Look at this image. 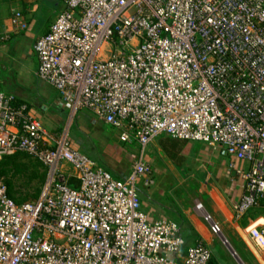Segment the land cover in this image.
I'll use <instances>...</instances> for the list:
<instances>
[{"label":"built area","instance_id":"2783aa9c","mask_svg":"<svg viewBox=\"0 0 264 264\" xmlns=\"http://www.w3.org/2000/svg\"><path fill=\"white\" fill-rule=\"evenodd\" d=\"M34 52L69 118L89 112L139 155L116 179L0 92V160L25 153L47 169L34 202L0 180V264H210L206 243L183 255L177 225L141 211L145 150L161 135L224 150L242 180L234 218L256 215L244 238L264 256V0H64Z\"/></svg>","mask_w":264,"mask_h":264},{"label":"crops","instance_id":"0c3cea01","mask_svg":"<svg viewBox=\"0 0 264 264\" xmlns=\"http://www.w3.org/2000/svg\"><path fill=\"white\" fill-rule=\"evenodd\" d=\"M63 9L64 0H0V92L29 103L38 119L47 113L65 115L70 111L58 93L38 78L39 63L34 52L37 40L48 32ZM16 13L23 17L26 29L16 28L13 19ZM33 97L40 102L39 106L31 105ZM92 118L86 111L80 119L79 124L85 127L80 128L82 134H87V130L98 131L112 143V137L96 128L97 120ZM111 132L115 133L112 129ZM131 146L136 157L139 147ZM123 148L129 150L128 146ZM84 155L116 179H124L131 172L130 162L121 165L118 171L108 167L101 157L99 164L95 158ZM145 160L151 168L153 184L146 186V178L137 184L141 211L151 221L166 220L177 225L186 242L183 255L199 241L209 245L215 239L212 225H217L228 241H246L245 227L256 215L235 220L233 206L242 195V180L231 169L221 147L161 135L147 146ZM198 205L202 208L198 209Z\"/></svg>","mask_w":264,"mask_h":264},{"label":"rangeland","instance_id":"374dc122","mask_svg":"<svg viewBox=\"0 0 264 264\" xmlns=\"http://www.w3.org/2000/svg\"><path fill=\"white\" fill-rule=\"evenodd\" d=\"M30 102L31 105L34 106L40 105V102H38L35 97H33ZM85 114L86 111H79L73 118H69L70 111L65 115L55 114L51 116L49 113H47L44 114L40 120L46 129L49 130L53 135L59 136L64 131H68L69 141L71 144L77 150H81L82 153L95 158L99 164L101 162L100 157L108 167L118 171L121 170V165L123 164L125 165L128 162L133 164V161L136 157L134 155V151L131 149L134 147L128 146L129 150L121 147V144L115 138L116 134L114 133V136L110 127L104 125L102 122L97 121L96 128H101L105 134L110 135L112 137V143L108 142L106 139H103L99 135L98 131L87 130V134H82L80 128L85 129V127L80 125L79 121ZM49 117H52V119ZM72 125L74 126L72 127ZM138 150L137 154L139 155ZM37 186V183L34 182L27 191L32 194L34 193V190L37 188ZM41 188L42 187H40V189ZM228 242L244 264H264V256H262L255 246H253L249 241L232 240ZM208 246L213 253V259L210 264H238L228 249L225 247L224 243L221 241L219 234L215 236L213 241H210Z\"/></svg>","mask_w":264,"mask_h":264},{"label":"trees","instance_id":"16d2710c","mask_svg":"<svg viewBox=\"0 0 264 264\" xmlns=\"http://www.w3.org/2000/svg\"><path fill=\"white\" fill-rule=\"evenodd\" d=\"M16 104H25L31 108L18 98H16ZM122 146L126 147L125 145ZM46 177L47 169L45 166L25 153L5 156L0 160V180L7 187L8 196L18 205L36 201L41 194L42 188L40 189V187H43ZM34 182L38 186L31 194L27 190ZM70 184L76 186V181L71 179Z\"/></svg>","mask_w":264,"mask_h":264},{"label":"water","instance_id":"95a60500","mask_svg":"<svg viewBox=\"0 0 264 264\" xmlns=\"http://www.w3.org/2000/svg\"><path fill=\"white\" fill-rule=\"evenodd\" d=\"M219 235H220L221 241L224 243L225 247L228 249V251L233 256V258L235 259V261L238 264H244L243 261L241 260V258L238 256V254L235 252V250L229 244L228 240L221 233Z\"/></svg>","mask_w":264,"mask_h":264},{"label":"bare ground","instance_id":"6f19581e","mask_svg":"<svg viewBox=\"0 0 264 264\" xmlns=\"http://www.w3.org/2000/svg\"><path fill=\"white\" fill-rule=\"evenodd\" d=\"M261 223H264V220H261Z\"/></svg>","mask_w":264,"mask_h":264}]
</instances>
